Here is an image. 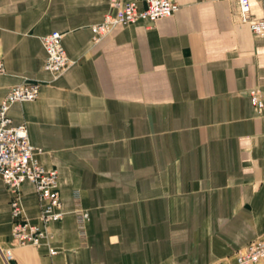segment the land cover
I'll return each instance as SVG.
<instances>
[{
    "label": "crops",
    "instance_id": "crops-1",
    "mask_svg": "<svg viewBox=\"0 0 264 264\" xmlns=\"http://www.w3.org/2000/svg\"><path fill=\"white\" fill-rule=\"evenodd\" d=\"M174 1L171 17L94 43L105 0H0V103L25 81L41 84L9 117L57 171L64 212L47 243L12 246L0 177L9 264H219L264 236V110L248 94L264 92V39L240 21L236 0ZM249 2L264 19V0ZM52 32L70 62L58 77L43 69L41 38ZM21 199L37 224L32 184Z\"/></svg>",
    "mask_w": 264,
    "mask_h": 264
},
{
    "label": "built area",
    "instance_id": "built-area-1",
    "mask_svg": "<svg viewBox=\"0 0 264 264\" xmlns=\"http://www.w3.org/2000/svg\"><path fill=\"white\" fill-rule=\"evenodd\" d=\"M111 10L103 21L91 27L92 40L99 42L114 29L126 27L143 19L149 23L171 17L178 9L174 0H137L144 7L124 0H105ZM236 13L241 22L247 23L250 31L264 39V19H254L251 15L249 0H236ZM63 35L52 32L41 38L46 52L43 69L58 77L65 72L70 62L62 45ZM0 65V72H2ZM39 82H23L11 88L0 103V177L10 193L11 245L14 247H38L51 238L49 225L60 221L64 212L60 201L58 174L55 169L44 168L36 158L39 153L29 142L27 127L24 123L14 124L9 110L16 103H28L39 96ZM249 99L258 112L264 110V92L254 88L249 91ZM33 185L39 207L37 224L27 217L21 199V185ZM77 195H75L76 197ZM79 232L84 234L87 214L80 208L75 209ZM51 256L56 251L49 248ZM0 255L5 264L13 258L11 248H1ZM264 263V236L238 250L231 260L219 264H258Z\"/></svg>",
    "mask_w": 264,
    "mask_h": 264
}]
</instances>
